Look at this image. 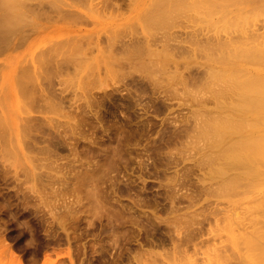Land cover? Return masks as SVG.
Here are the masks:
<instances>
[{"label": "rangeland", "instance_id": "obj_1", "mask_svg": "<svg viewBox=\"0 0 264 264\" xmlns=\"http://www.w3.org/2000/svg\"><path fill=\"white\" fill-rule=\"evenodd\" d=\"M0 7V264H249L257 241L264 253V159L261 176H220L214 134L229 113L244 134L264 129L263 105L231 112L238 80L264 72V0ZM240 36L251 48L216 43Z\"/></svg>", "mask_w": 264, "mask_h": 264}, {"label": "bare ground", "instance_id": "obj_2", "mask_svg": "<svg viewBox=\"0 0 264 264\" xmlns=\"http://www.w3.org/2000/svg\"><path fill=\"white\" fill-rule=\"evenodd\" d=\"M3 1V0H2ZM263 2V1H262ZM1 4H3V3H1ZM4 5V4H3ZM8 6H10V5H8ZM257 7V6H256ZM1 8V7H0ZM7 8V7H6ZM5 10V9H4ZM3 15H5V14H3ZM2 21V20H1ZM7 23V22H6ZM2 24H4V23H2ZM4 27V26H3ZM8 28H10V27H8ZM4 33V32H3ZM242 35V34H241ZM3 36V35H2ZM7 36V35H6ZM243 36H246V35H244L243 34ZM242 36H240V40L238 39H230L231 40V42L233 41V40H236V42H237V44H236V42L235 41H233V42H235L234 44H233V42L231 43L230 42V40L228 41V42H230V43H228V42H225V41H220V42H218V41H216V43H220L219 45L221 46L222 44V46L221 47H219V45L218 44H216V46L217 47H219V48H222V47H224V48H227V46H229L230 48H232L233 46L232 45H234V46H236L237 48H238V46L239 47H244V50H245V48H246V46L248 45V48H251V46L252 45H250L249 46V40H247L246 39V37H245V39L244 38H241ZM238 38H239V36H238ZM0 40H1V38H0ZM241 40H242V42H241ZM246 42H244V41ZM254 40V39H253ZM206 41H208V40H206ZM215 41V40H214ZM239 41H240V43H239ZM249 41V42H248ZM203 42V41H202ZM212 42V41H211ZM210 42V43H211ZM252 42V41H251ZM255 42V41H254ZM253 42V44H255V46H254V48H258V46H256V43H254ZM201 43V42H200ZM205 43V42H204ZM208 42H206V44H207ZM212 43H214V42H212ZM222 43V44H221ZM248 43V44H247ZM205 44V45H206ZM209 44V43H208ZM215 44V43H214ZM224 44H225V46H224ZM227 44V45H226ZM239 44V45H238ZM243 44V45H242ZM244 44H247L246 46L244 45ZM252 44V43H251ZM204 45V44H203ZM242 45V46H241ZM258 45H259V43H258ZM262 45V44H261ZM209 45H207V47H208ZM213 46V45H212ZM215 46V45H214ZM213 47V48H217V47ZM232 46V47H231ZM260 46V45H259ZM263 46V48H264V44L262 45ZM197 47H200L201 48V46H197ZM202 47H205V46H202ZM210 48H211V45L209 46ZM229 47L227 48V49H229ZM235 47V48H236ZM147 48H149V47H147ZM206 48V47H205ZM210 48H208V49H210ZM237 48H236V50H237ZM253 48V47H252ZM260 48H262V47H260ZM223 49V48H222ZM201 50V49H200ZM210 50H212V49H210ZM224 50V49H223ZM231 49H229V51H230ZM241 50H243V49H240V52H241ZM208 51V50H207ZM225 51H227L226 49H225ZM233 51V50H232ZM235 51V50H234ZM238 51V50H237ZM250 51H253V50H250ZM236 52V51H235ZM248 52H249V50H248ZM259 52H260V50H259ZM262 52V51H261ZM223 52H221V54H222ZM250 53V52H249ZM254 54L256 53V52H253ZM149 54H150V52H149ZM152 54V53H151ZM220 54V55H221ZM227 54H230V52H228L227 51ZM243 54V53H242ZM241 54V57L243 56ZM246 54H247V52H246ZM219 55V54H218ZM219 55V56H220ZM252 55V54H251ZM259 55V54H258ZM261 55V54H260ZM259 55V56H260ZM223 56H224V54L221 56L222 58H223ZM234 56H235V53H234ZM246 56V55H245ZM262 56V55H261ZM214 57H216V56H214ZM253 57L255 58L256 57V54H255V56L253 55ZM210 58V57H209ZM212 58V57H211ZM218 58V57H217ZM253 58V59H254ZM261 58V57H260ZM223 59H225V58H223ZM222 59V60H223ZM231 59V58H230ZM240 59V58H239ZM225 60H228V59H225ZM235 60V59H234ZM246 60V59H245ZM255 60V59H254ZM253 60V61H254ZM264 60V59H263ZM215 61H218V60H215ZM214 62V61H213ZM222 62V61H221ZM220 62V63H221ZM230 62V61H229ZM250 62V61H249ZM251 62H252V59H251ZM257 62V61H256ZM219 63V62H218ZM261 63H263V62H261ZM251 64V63H250ZM228 65V64H227ZM229 66V65H228ZM209 68V67H208ZM211 70H213V69H211ZM220 70V69H219ZM240 70V69H239ZM245 70V69H244ZM214 71H215V69H214ZM225 71V70H224ZM216 72V71H215ZM230 72V71H229ZM249 71H247V73H248ZM221 73L222 72H220L219 73V71H218V73H216V74H218V76L217 75H215V77L217 76L218 78H219V74L221 75ZM224 73V72H223ZM232 73H233V71H232ZM240 73V72H239ZM228 74V73H227ZM236 74V73H235ZM244 74V73H243ZM254 75L253 76H251V78L249 77H247V79H244L243 81L242 80H238V82L240 81V84H238V82L237 81H235V79H236V77H231V75H228V76H230L231 78H235L233 81H235V82H237V84H235V86H238L239 85V91L237 90V92H235V88L236 87H233V85H234V82L233 81H231L232 83V85L231 86H229V87H232V91L233 92H231V90H229V87L227 88V91L226 92H228V91H230L231 93H233L234 94V92L235 93H237V94H234L235 96H239V98H237L236 99V105H235V102H233L232 104H234V105H232V108H233V106L235 107L234 109H232V111L231 112H233V114L234 113H236L237 115H239L240 113L241 114H245V113H247V111L250 109V108H258L259 106H261V105H263L264 106V72H263V74L262 73H257V72H255V73H253ZM209 75H210V73H209ZM212 75V74H211ZM223 75V74H222ZM224 75H225V73H224ZM233 76V75H232ZM236 76H239L238 74H236ZM212 77H214V75L212 76ZM211 77V78H212ZM240 77H241V75H240ZM220 78H225V77H220ZM226 78L228 79L229 77H227L226 76ZM225 78V79H226ZM231 78H230V80H231ZM237 79H239V77H237ZM236 79V80H237ZM214 80H215V78H214ZM230 80H229V83H230ZM219 81V80H218ZM222 81V80H221ZM220 81V82H221ZM224 81V80H223ZM242 81V82H241ZM225 83H227L226 85H228V82H227V80L226 81H224ZM217 83V82H216ZM218 84V83H217ZM230 85V84H229ZM227 87V86H226ZM220 88H222V87H220ZM223 88H225V87H223ZM222 88V89H223ZM223 90H226V89H223ZM220 92L221 91H219V94H220ZM223 92V91H222ZM225 93V92H224ZM227 95V94H226ZM226 95H224L223 94V96H222V98L225 96L226 97ZM231 95V94H230ZM229 95V96H230ZM228 96V97H229ZM217 97V96H216ZM218 98L219 99H221L220 98V95L218 96ZM216 100H218L217 98H216ZM225 100H226V98H225ZM225 100H224V102H225ZM234 100V99H233ZM232 100V101H233ZM219 101V100H218ZM218 101H217V103H218ZM229 101V100H228ZM228 101H226V102H228ZM219 103H220V101H219ZM229 104H230V102H229ZM226 106V105H225ZM224 106V107H225ZM262 106V107H263ZM229 108V107H228ZM255 108V109H256ZM258 109H260V108H258ZM261 110V109H260ZM230 111V110H229ZM263 111V110H262ZM253 111L251 110V112L250 113H252ZM249 113V112H248ZM247 113V114H248ZM260 113V112H259ZM208 114V113H207ZM206 114V116H208ZM212 114V113H211ZM256 114V113H255ZM216 115V114H215ZM226 115H228V113L226 114ZM229 115H231L230 113H229ZM227 116V117H225V116H223V117H225V119H231V117L233 116V115H231V117L230 116ZM249 115H251L252 117H253V115L252 114H249ZM235 116V115H234ZM248 116V115H247ZM261 116V117H260ZM221 117V116H220ZM229 117V118H228ZM236 117V116H235ZM258 117L259 118H262L263 119V121H264V112L263 113H260V115H258ZM209 118V117H208ZM249 118V117H248ZM251 118V117H250ZM224 119V118H223ZM224 119V120H225ZM233 119V118H232ZM226 120L227 121V123H226V121H225V123L226 124H229V125H224V122H221V121H224V120H222V118H221V121H219L220 123H218L217 124V122L218 121H215V120H213V124H212V120H210L211 121V124L212 125H214L215 123H216V125H217V127H218V129H217V127H216V125H214L215 127H216V130H218V131H216L215 130V132H214V130L212 129V125L210 124V122L209 123H207L208 124V126H207V124H205L204 125V127L206 126V128H208V129H210V127H211V129L210 130H212L213 132H214V134L216 133V132H218L217 134H220L221 133V131L222 130H224L225 129V131H223V133H225L224 134V136H222V134H221V136H222V140H221V136L220 135H218L216 138H219L220 137V141H222V143L220 142V141H216V138L214 139L216 142H220L221 143V147H222V149L221 148H218V150H220V151H222V152H220V153H223L222 155H224V158H222V160H224V164L223 163H221V165H223V169H222V167L220 168V162H219V171L222 169V171L219 173V171H218V175H220L221 173V175L220 176H223L224 177V174L223 173H225V175H227L226 174V172H224L225 170L227 171V170H229V173L231 174V172H232V174L233 175H238V176H245V175H247V176H250V177H254V176H258V175H263L262 174V170H260V166L259 165H261L260 164V161H261V159H264V129L263 130H261L260 128H262V127H260L259 128V125L261 126V124H252V126H251V124H250V127L249 128H247L248 130H247V132H246V134H244V133H242V132H240V131H245V129H243L242 128V125H241V122H238V117H237V119L234 121V120ZM252 119H254V117L252 118ZM261 119V120H262ZM251 120V119H250ZM261 120H257L258 122H260V123H263L264 124V122H261ZM205 121H207V120H205ZM214 121H215V123H214ZM231 121V122H230ZM240 121V120H239ZM229 122V123H228ZM247 122V121H246ZM255 122V121H254ZM204 124V123H203ZM209 124L211 125V126H209ZM223 124V125H222ZM249 124V123H248ZM262 124V125H263ZM213 126V127H214ZM220 126H222V127H220ZM224 126V127H223ZM246 126V125H245ZM249 126V125H248ZM248 126H246V127H248ZM203 127V128H204ZM214 127V128H215ZM245 127V128H246ZM220 128H222V129H220ZM200 129V128H199ZM198 129V130H199ZM207 129V130H208ZM236 129V131H237V133H234V130ZM202 130V129H201ZM206 130V131H207ZM209 130V131H210ZM221 130V131H220ZM220 131V132H219ZM235 131V132H236ZM199 132H202V131H199ZM238 132H240V133H238ZM230 133V134H229ZM210 134V133H209ZM201 135V134H200ZM203 138V137H202ZM209 138V137H208ZM213 139V138H212ZM211 140V139H210ZM207 141V140H206ZM209 142V141H208ZM212 143H214V142H212ZM218 145H215V147H217ZM206 147H208V146H206ZM213 147V146H212ZM214 147V148H215ZM209 148V147H208ZM205 149V148H204ZM217 149V148H216ZM217 152V151H216ZM215 152V153H216ZM206 153H208V152H206ZM214 153V154H215ZM218 153H219V151H218ZM218 154L219 156H221V154ZM214 154H213V157H214ZM207 155H209V153L207 154ZM216 155H217V153H216ZM217 155V156H218ZM210 156V155H209ZM205 157V156H204ZM216 158V157H215ZM208 160H207V162H209V159H210V157L209 158H207ZM206 160V159H205ZM211 160V159H210ZM222 162V161H221ZM224 165H225V167H227L226 169H225V167H224ZM216 168H217V166H216ZM215 171H216V169H214ZM262 171V172H261ZM228 172V171H227ZM213 174V173H212ZM231 174V175H232ZM216 176H217V174H216ZM232 177V176H231ZM229 178V179H233V178ZM214 178V177H213ZM226 179H227V177H226ZM234 179H236L235 177H234ZM237 180V179H236ZM234 182H235V180H233ZM232 181V182H233ZM250 181V180H249ZM224 182H227L228 184H229V182L228 181H226L225 179H224ZM224 182H222V184L224 183ZM232 182H230V184L232 183ZM220 183H221V181H220ZM222 184H221V186H222ZM233 184V183H232ZM226 185V183L224 184V187H226L225 186ZM256 227V226H255ZM259 230H262V228H260ZM263 231V230H262ZM254 232V231H253ZM252 232V233H253ZM262 234L263 232H259V234ZM249 234H251V232L249 233ZM258 235V233L256 232V234L254 233V234H252V236H254L253 238H254V240L255 241H257V239H259V237H260V239H259V241L261 240L262 242H264V238L262 237L263 235H264V233H263V235H259V237L257 238L256 236ZM250 237H251V235H250ZM250 237H249V240H248V238L246 239V241L248 240L249 242H247L246 244H248V243H253V242H255L254 240L251 242V240H250ZM261 237L263 238V239H261ZM257 238V239H256ZM258 242V241H257ZM256 242V243H257ZM254 244V245H252V249L250 248L251 247V245H247L250 249H251V251H253V252H250L249 254H251L250 255V257L252 258V254H253V257H254V255H255V259H257V260H255V259H249V260H252V262L251 261H249L248 260V262H249V264H254V262L253 261H257L259 264H260V262L262 263V264H264L263 263V258H261V257H264L263 256V254L264 253H262L261 251H259V249H256V248H258V244ZM263 246V245H262ZM261 246V247H262ZM255 248V249H254ZM261 250H262V248H260ZM256 250H257V253H258V251H259V253L257 254V253H254V251L256 252ZM261 252V253H260ZM264 252V251H263ZM259 254H261V257L259 256ZM258 255V256H257ZM13 256V255H12ZM220 256V255H219ZM256 256H257V258H256ZM13 257H15V259H16V261L19 263V264H22L21 263V258H19L18 256H13ZM224 257V256H223ZM222 257V258H223ZM259 257H260V259L261 260H259ZM234 258V257H233ZM219 260H220V257H219ZM15 261V262H16ZM223 261V260H222ZM260 261V262H259ZM225 262V261H224ZM251 262V263H250ZM256 262V263H257ZM255 263V264H256ZM225 264V263H224Z\"/></svg>", "mask_w": 264, "mask_h": 264}]
</instances>
